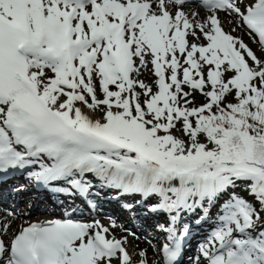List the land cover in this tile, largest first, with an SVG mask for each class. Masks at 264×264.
Segmentation results:
<instances>
[{"label":"snow or ice","instance_id":"snow-or-ice-1","mask_svg":"<svg viewBox=\"0 0 264 264\" xmlns=\"http://www.w3.org/2000/svg\"><path fill=\"white\" fill-rule=\"evenodd\" d=\"M220 12L264 50V0H0V173L38 163L45 186L84 194L91 173L157 197L151 211L174 213L163 264L180 256L181 213L207 202L221 214L195 264H264V59ZM113 227L65 211L0 237V264H132Z\"/></svg>","mask_w":264,"mask_h":264},{"label":"bare ground","instance_id":"bare-ground-1","mask_svg":"<svg viewBox=\"0 0 264 264\" xmlns=\"http://www.w3.org/2000/svg\"><path fill=\"white\" fill-rule=\"evenodd\" d=\"M201 10V9H200ZM186 13H192V12H197L199 13V18H204L208 15H210L209 12H205V11H199V10H195V7L192 6V9L189 8L187 11L185 10ZM220 20L222 21L223 24V28L225 31H231V29L235 28L236 30L234 32H232L231 34L239 37L240 39L243 40V42L245 44H247L254 52L255 54L261 58L264 59V50H261L260 46L253 42L252 38L250 35H248L246 33V29L244 28H239V25L237 23V21L235 20L234 17L228 16L223 12L218 13ZM191 39V38H189ZM148 73L146 75H151V73L149 72V70H147ZM144 77V76H142ZM145 78V77H144ZM93 118H96L95 116ZM43 162L44 163H50V161H48V159L46 157L43 158ZM36 165V164H35ZM35 165L33 166L35 169ZM23 180V179H22ZM15 185V184H14ZM12 185V186H14ZM21 186V185H20ZM19 186V187H20ZM24 187L22 188L23 190H25L26 185L25 186H21ZM238 188V187H237ZM236 188V189H237ZM4 189H9V187H6ZM21 188H14V190H20ZM33 189V188H32ZM111 190H114L115 193L117 194H121V196H123L126 200L127 203H129V208L131 210L134 209L133 207V199L136 200V202H142V204H145L146 206L148 205H153L158 203V198L157 197H148L146 199H143L141 194H126L124 193L122 190L120 189H114V188H110ZM4 197L5 198V203H1L0 205L3 208H9V210L14 209L16 206L23 204V207H20L19 209L21 210L20 213V218L17 216H11L9 217V215L6 213V211H2L0 212V226H2V224L4 222H10L11 223V229L10 231L6 234V235H2L9 239H11V237L14 235H10L11 232H14L17 228L25 226L27 223L33 221V220H41V221H47L52 217L51 213H55L58 211L59 208L53 210L51 208V206H46L49 200H47L46 202L42 203L39 211H42L43 208H45L48 212V214H38L35 217H32L28 222H27V217L30 216V214H32L35 210H38V208L36 206L33 205H38L40 204L41 199L37 198V197H33L31 198V194L27 193V191H23V192H17L14 194H0V199ZM51 199V198H49ZM53 200V199H52ZM30 205V206H27ZM208 205H204V207H207ZM43 207V208H42ZM110 210H114V207H109ZM24 211V212H22ZM22 214V216H21ZM157 214H159V217L156 218L153 222H155L154 224H148L145 223L144 221H142V218H140L139 212L136 213L137 216V220L138 222L143 225L144 227L141 228L142 233L144 234H148L150 233L149 230H153L156 231V229H159V227L163 226L167 227V225L165 224V222L162 220L164 217V214H162L161 212H157ZM173 215L174 213H168L166 212L165 215ZM85 217L90 219V215L89 214H84ZM130 216L131 214L128 212L123 213V215L117 217L116 215H112L111 220L107 221H100L103 225L105 226H109L111 224L114 223L115 227L111 228V232L112 234L116 237V238H127V243L125 244V248L128 251V253L130 254L131 258H132V264H139V262L135 261L138 258V261H140L142 258L139 256V252L140 251H144L146 253V256L143 258L146 260V264H162L161 258L159 256V252L158 254L156 253V251H154V245L158 244V241L160 240V233L156 232L154 233L152 236H150L151 238H149V240L147 241L146 239L149 237L144 238L143 236H130L126 234V231L124 230L126 228V224L130 223ZM165 218V217H164ZM121 221L122 222V226L121 223L118 222ZM161 223V224H157V223ZM218 222V220H210L208 222V225L205 228H200L199 231L201 232L202 230L205 229V231H209V229L213 226H215ZM22 225V226H21ZM210 225V226H209ZM176 230L181 228V224L177 223L175 225ZM127 229H131V228H127ZM132 230V229H131ZM17 232V231H16ZM10 236V237H9ZM153 246V247H152ZM163 245L160 247L162 249ZM153 248V249H152ZM187 258V256H186ZM201 261H203V258L201 257ZM195 263V262H194ZM193 263V264H194ZM190 264V263H189Z\"/></svg>","mask_w":264,"mask_h":264},{"label":"rangeland","instance_id":"rangeland-1","mask_svg":"<svg viewBox=\"0 0 264 264\" xmlns=\"http://www.w3.org/2000/svg\"><path fill=\"white\" fill-rule=\"evenodd\" d=\"M247 2V0H245V3ZM189 8H191L192 9V7H185L184 8V11L186 10H188ZM195 10H196V8H195ZM198 10V9H197ZM239 25V24H238ZM239 28H243L242 26H240L239 25ZM244 29V28H243ZM247 33V32H246ZM248 34V33H247ZM249 35V34H248ZM251 36V38H252V40H253V42H255V43H257L256 41H255V38H254V35H250ZM258 44V43H257ZM259 45V44H258ZM151 68V66L149 65V69ZM149 72L151 73V75H146L147 73H148V71L147 70H142V72H141V75H140V79H142V80H144V82L145 83H149V84H151L153 81H154V79H155V77H154V75L152 74V72L149 70ZM142 76H144V77H142ZM196 103L197 104H199V103H202L203 101H204V98L199 94V93H196ZM231 99V98H230ZM25 184L26 183H23V184H20L21 186H25ZM20 186V190H17V191H14V192H11L10 194H14V193H17V192H23V191H27V190H23L22 188H24V187H21ZM243 188V185H240L237 189H235V191H236V193L237 194H239V195H246V193L245 192H243V191H241V189ZM27 193H29V194H31L30 192H28L27 191ZM32 198V197H31ZM3 203H5V200L3 201ZM24 205L23 204H20V205H18V206H16L14 209H12V210H9V208H2L1 206H0V212H2L3 210H7L6 211V213L9 215V213H12L13 215H11V216H17V217H19L20 218V213H21V210L19 209L20 207H23ZM27 206H30V205H27ZM33 206H35V205H33ZM37 207V206H36ZM257 207H259V205L257 204ZM38 208V207H37ZM22 212H24V211H22ZM35 213H38L37 212V210H35L32 214H30V216H28L27 217V222L31 219V217L33 216V215H35ZM212 213L214 214V215H216L217 217L221 214L220 213V210H219V207L218 206H213V210H212ZM261 214V216L262 217H264V212H261L260 213ZM10 215H9V217H11ZM21 216H22V214H21ZM216 220V219H215ZM22 226V225H21ZM18 229L19 228H17L14 232H11V236L16 232V231H18ZM125 231H126V229H124ZM213 230L214 229H212V232H213ZM150 232V236H151V232H153L152 230H150L149 231ZM0 235H2L1 233H0ZM128 235V234H127ZM3 236V235H2ZM10 237V236H9ZM3 238H5L4 236H3ZM5 239H7V238H5ZM7 240H9V239H7ZM153 247V246H152ZM153 249V248H152ZM154 251H156V253L158 254V244L156 245H154ZM196 252V251H195ZM136 262H139L138 261V258H137V260L135 261V263ZM195 262V261H194ZM194 262H190V264H193ZM195 264V263H194Z\"/></svg>","mask_w":264,"mask_h":264}]
</instances>
